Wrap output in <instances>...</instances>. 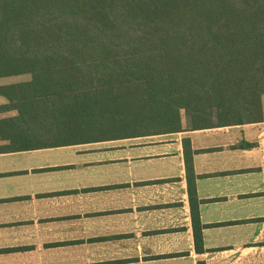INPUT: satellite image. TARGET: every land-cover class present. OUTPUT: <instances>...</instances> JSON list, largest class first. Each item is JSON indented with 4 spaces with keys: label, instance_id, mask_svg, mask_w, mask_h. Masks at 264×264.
<instances>
[{
    "label": "trees",
    "instance_id": "16d2710c",
    "mask_svg": "<svg viewBox=\"0 0 264 264\" xmlns=\"http://www.w3.org/2000/svg\"><path fill=\"white\" fill-rule=\"evenodd\" d=\"M17 76L12 151L261 123L264 0H0V79Z\"/></svg>",
    "mask_w": 264,
    "mask_h": 264
},
{
    "label": "crops",
    "instance_id": "0c3cea01",
    "mask_svg": "<svg viewBox=\"0 0 264 264\" xmlns=\"http://www.w3.org/2000/svg\"><path fill=\"white\" fill-rule=\"evenodd\" d=\"M8 145L0 264H264V122Z\"/></svg>",
    "mask_w": 264,
    "mask_h": 264
},
{
    "label": "rangeland",
    "instance_id": "374dc122",
    "mask_svg": "<svg viewBox=\"0 0 264 264\" xmlns=\"http://www.w3.org/2000/svg\"><path fill=\"white\" fill-rule=\"evenodd\" d=\"M28 79H29V76H17V77L5 78L0 81H4L5 84H13V83L27 81ZM183 119L185 120L184 114H183Z\"/></svg>",
    "mask_w": 264,
    "mask_h": 264
}]
</instances>
